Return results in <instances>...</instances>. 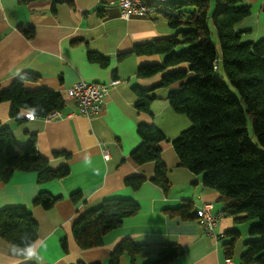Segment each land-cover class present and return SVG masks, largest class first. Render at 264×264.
Wrapping results in <instances>:
<instances>
[{
	"label": "crops",
	"instance_id": "obj_1",
	"mask_svg": "<svg viewBox=\"0 0 264 264\" xmlns=\"http://www.w3.org/2000/svg\"><path fill=\"white\" fill-rule=\"evenodd\" d=\"M72 1L0 0L1 89L31 72L38 78L24 80L26 89L48 88L60 92L66 102L61 117L28 118L29 111H23L25 119L19 123L11 117V102L1 101L0 123L11 128L19 143L35 135L40 153L52 168H70L67 176L43 183L38 182L36 172L15 171L8 182L0 181V210L13 205L32 210L39 238L47 244L42 251L45 264H109L114 247L126 237L138 244H179L184 253L169 264H222L226 258L224 245L230 239L227 231L234 228L240 230L241 236L231 257L235 264H245V242L251 237L244 235L246 222H237L236 214L221 216L215 234H210L198 219L184 221L166 211L186 201H191L195 209L209 203L213 212L222 211L219 192L204 184L202 174L181 165L172 144L188 122L167 98L179 83L165 87L162 77L167 71L187 68L188 63L169 66L151 76L139 75L141 65L163 64L165 55L141 53L136 46L174 35L180 28H172L158 14L122 18L118 0ZM242 2L251 6V14L237 24V30L242 31L244 40L264 39V0ZM22 25L34 26L35 35L27 37L20 29ZM89 52L104 56L107 64L91 60ZM82 79L106 84L119 81L111 87L102 112L92 117L80 113L68 97V88ZM138 88L153 95L148 109L138 104ZM68 113L72 114L67 116ZM140 123L154 124L167 136L168 141L162 142L161 158L168 168V192L153 182L155 161L137 163L131 156L142 142L137 132ZM132 176H144L146 180L134 189L126 184ZM43 191L61 198L49 209L33 204ZM75 192L82 193L78 201L71 198ZM109 197L134 199L140 210L106 233L103 244L80 248L72 234L73 223ZM10 244L0 237V264H35L13 256ZM143 261L139 256L137 263ZM130 263V257L125 255L120 264Z\"/></svg>",
	"mask_w": 264,
	"mask_h": 264
},
{
	"label": "trees",
	"instance_id": "obj_2",
	"mask_svg": "<svg viewBox=\"0 0 264 264\" xmlns=\"http://www.w3.org/2000/svg\"><path fill=\"white\" fill-rule=\"evenodd\" d=\"M147 1L151 7L148 16H163L172 28L180 29L174 35L136 46L141 53L165 55L163 64L141 65L139 75L151 76L169 66L188 63L187 68L167 71L162 77L165 87L179 83L177 89L169 92L168 101L175 111L192 120V125L172 140L173 147L183 167L202 174L204 184L219 192L221 216L236 214L237 222H251L249 233L254 238L246 240L242 260L245 264H264V39L244 40L242 31L236 28L251 14V6L242 0ZM20 29L29 38L35 35L32 25H22ZM215 34L217 41L211 38ZM182 45L186 47L181 48ZM89 58L107 64L104 56L94 52H89ZM191 71L194 76L189 77ZM225 77L239 95L224 81ZM37 78V74L25 72L8 88L0 87V102H11V117L19 123L25 119L22 112L29 111L32 106L41 105L42 111L36 116L47 117L66 105L60 92L25 88L24 80ZM138 92L140 108L148 109L153 95L140 88ZM137 132L142 142L132 151L133 160L137 163L155 161L153 182L168 192V168L161 158L162 142L168 141L167 136L154 124L147 123H140ZM17 170L36 172L39 183L70 173L67 165L57 169L50 166L37 147L35 135L19 143L11 128L0 123V181L8 182ZM145 180L144 176H132L126 179V184L138 189ZM81 197V192L71 194L74 201ZM60 198L43 191L33 204L49 209ZM199 208L195 209L191 201H186L166 211L170 216L184 221L198 219L202 224L197 213ZM139 210L134 199L106 198L73 223V237L80 248L99 246L106 233L120 227L125 217ZM22 228L39 237V225L29 207L13 205L0 210V237L13 243ZM227 235L230 239L224 245L225 252L226 257H231L241 232L234 228L228 230ZM62 244L66 249V238ZM183 253L179 244H138L126 237L114 247L109 264H120L125 255L130 257V264H138L139 256L144 258L141 264H169Z\"/></svg>",
	"mask_w": 264,
	"mask_h": 264
},
{
	"label": "built area",
	"instance_id": "obj_3",
	"mask_svg": "<svg viewBox=\"0 0 264 264\" xmlns=\"http://www.w3.org/2000/svg\"><path fill=\"white\" fill-rule=\"evenodd\" d=\"M150 1L164 3L168 0ZM118 2L121 6V17L125 19L147 16L151 10L147 0H118ZM118 82V80H113L109 84H106L82 79L73 83L72 86L68 88V97L76 103L77 110L80 113L92 117L102 112L111 87L116 85ZM71 114L72 113H68L67 116ZM61 116H63L61 111L57 110L50 113L45 118L54 119ZM28 118L30 117L28 116ZM105 157H109L108 152L105 153ZM212 208L213 206L211 204L204 203L198 209L197 213L206 232L215 234V226L219 220L218 218L221 216V213L214 214ZM222 264H235V262L232 257H226Z\"/></svg>",
	"mask_w": 264,
	"mask_h": 264
},
{
	"label": "clouds",
	"instance_id": "obj_4",
	"mask_svg": "<svg viewBox=\"0 0 264 264\" xmlns=\"http://www.w3.org/2000/svg\"><path fill=\"white\" fill-rule=\"evenodd\" d=\"M40 111H42L41 105L32 106L28 116L35 118ZM46 246L45 239L39 238L33 231L22 228L18 232L17 240L9 245V251L13 256L21 257L24 262L34 261L35 264H45L42 251Z\"/></svg>",
	"mask_w": 264,
	"mask_h": 264
},
{
	"label": "rangeland",
	"instance_id": "obj_5",
	"mask_svg": "<svg viewBox=\"0 0 264 264\" xmlns=\"http://www.w3.org/2000/svg\"><path fill=\"white\" fill-rule=\"evenodd\" d=\"M212 40L213 41H217V35L215 34V35H212ZM181 49V48H180ZM192 76H194V73L191 71V73H190V75H189V77H192ZM224 81L228 84V85H230L231 87H232V85H231V83H230V81H229V79L227 78V77H225L224 78ZM233 88V87H232ZM233 90H234V92H235V94L236 95H239V93H238V91L236 90V89H234L233 88ZM77 108V107H76ZM182 115H184L187 119V122H188V126H187V128H189L191 125H192V120L186 115V114H183V113H181ZM190 125V126H189ZM248 125L250 126V128H251V123L250 122H248ZM187 128H185V129H187ZM252 129V128H251ZM252 138H253V141H255V143H256V137L254 136V135H252ZM253 221H256L257 222V220H253ZM250 226H251V222L250 221H247L246 223H245V225H244V227L242 228L243 229V231H244V235H246V236H249V237H251L252 239L254 238L252 235H250V233H249V229L247 230V232H245L246 231V229L249 227L250 228ZM241 229V230H242Z\"/></svg>",
	"mask_w": 264,
	"mask_h": 264
}]
</instances>
